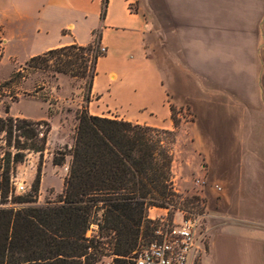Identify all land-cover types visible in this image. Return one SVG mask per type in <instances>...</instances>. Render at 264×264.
I'll return each mask as SVG.
<instances>
[{"label":"crops","instance_id":"1","mask_svg":"<svg viewBox=\"0 0 264 264\" xmlns=\"http://www.w3.org/2000/svg\"><path fill=\"white\" fill-rule=\"evenodd\" d=\"M101 8L102 0H17L0 27L24 45L36 36L24 64L86 46L98 30L105 50L89 114L115 111L114 120L169 132L171 108L186 115L194 171L205 181L201 264H264V0H107L102 20Z\"/></svg>","mask_w":264,"mask_h":264},{"label":"trees","instance_id":"2","mask_svg":"<svg viewBox=\"0 0 264 264\" xmlns=\"http://www.w3.org/2000/svg\"><path fill=\"white\" fill-rule=\"evenodd\" d=\"M106 6L107 0H102L101 20ZM4 48L0 27V59ZM100 50V34L95 30L90 44L42 52L22 70L85 79V102L89 103L97 63L104 56ZM171 112L176 127L172 108ZM39 125L19 117H0L5 146L17 151L13 158L9 151L1 158L0 189L8 188L11 162L21 161L20 151L45 150L49 130L41 131ZM173 134L96 117L83 106L68 153L71 159L62 195L39 206L38 175L28 198H15L13 204L18 207H0V264H97L103 257H111L112 264H134L141 241L153 239L155 226L148 220V211L168 208L177 196L171 183L173 152L163 138ZM64 158L65 154L55 156L52 163L61 166ZM92 226L96 230L88 236Z\"/></svg>","mask_w":264,"mask_h":264},{"label":"rangeland","instance_id":"3","mask_svg":"<svg viewBox=\"0 0 264 264\" xmlns=\"http://www.w3.org/2000/svg\"><path fill=\"white\" fill-rule=\"evenodd\" d=\"M14 1L17 0H0V23L5 21L6 13ZM2 32L5 38V48L0 59V117L12 116L39 122V129L44 131L47 128L49 132L45 150L42 153L20 151L23 156L21 161L16 165L11 162L8 188L5 191L0 189V207H18L19 205L13 204L15 198H28L27 195L31 194L33 182L38 175L40 177L37 204L43 206L46 202H55L63 193L64 179L67 176L71 159L68 153L75 138L78 116L83 106H86L88 110L90 105V102H85L87 81L79 77L61 75V73L22 70L25 64L19 61L31 53L36 36L26 35L25 38L29 43L24 45L19 43V36L16 33L7 30ZM102 49L101 46L100 52L104 53ZM17 72L19 75L16 76ZM104 114L109 119L120 117V114L115 111H108ZM173 117L177 124L176 130L173 135H163V138L169 142L173 156L175 149L180 151L177 155L178 166L176 168L179 178L176 180L175 187L172 184L177 196L173 198L172 205L167 208L168 212L164 208H151L147 216L150 221L157 216L167 215L168 219L177 222L182 217L181 211L202 217L204 213L201 188L197 183L201 181V178L194 171L190 142L185 134V123L188 118L186 115L180 116L175 109H173ZM4 139V133H0V164L3 162L1 158L5 151L11 152L12 158L17 152L15 149L7 150ZM18 140L23 142L24 139ZM62 154H65L63 164L54 165L52 163L54 157L61 158ZM12 158H10L11 161ZM13 167H15L14 170ZM2 170L3 168H0V174ZM20 184L24 187L23 191L18 188ZM157 223L155 221L154 226ZM95 230L96 228L92 226L87 235L90 236ZM201 231L205 236H202L200 253L193 264H201L203 254L208 251L209 247V235L204 232L203 219H201ZM151 241L152 238L142 240L140 246H147ZM108 261H111L110 257H103L98 264H107Z\"/></svg>","mask_w":264,"mask_h":264},{"label":"built area","instance_id":"4","mask_svg":"<svg viewBox=\"0 0 264 264\" xmlns=\"http://www.w3.org/2000/svg\"><path fill=\"white\" fill-rule=\"evenodd\" d=\"M105 49L103 48L102 51ZM204 184L205 181H197ZM18 188L23 191L20 184ZM216 189H220L215 185ZM171 209V208H169ZM167 212V208H164ZM179 221L170 220L167 215L152 218L155 225L153 239L147 246H140L134 255V264H193L200 253L201 215L181 211ZM111 258V257H110ZM98 264V263H97ZM107 264H112L111 261Z\"/></svg>","mask_w":264,"mask_h":264}]
</instances>
